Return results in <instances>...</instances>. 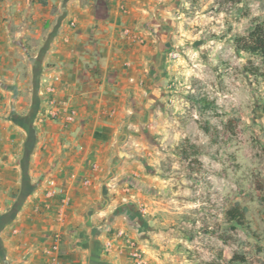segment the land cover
I'll return each instance as SVG.
<instances>
[{
    "label": "crops",
    "instance_id": "obj_1",
    "mask_svg": "<svg viewBox=\"0 0 264 264\" xmlns=\"http://www.w3.org/2000/svg\"><path fill=\"white\" fill-rule=\"evenodd\" d=\"M184 1L0 0V264H142L133 245L157 264L138 228L157 181L144 143Z\"/></svg>",
    "mask_w": 264,
    "mask_h": 264
},
{
    "label": "rangeland",
    "instance_id": "obj_2",
    "mask_svg": "<svg viewBox=\"0 0 264 264\" xmlns=\"http://www.w3.org/2000/svg\"><path fill=\"white\" fill-rule=\"evenodd\" d=\"M183 11L144 143L157 181L138 228L157 264H264V60L234 43L264 25V0H185Z\"/></svg>",
    "mask_w": 264,
    "mask_h": 264
},
{
    "label": "built area",
    "instance_id": "obj_3",
    "mask_svg": "<svg viewBox=\"0 0 264 264\" xmlns=\"http://www.w3.org/2000/svg\"><path fill=\"white\" fill-rule=\"evenodd\" d=\"M126 32L128 34H131L132 33V30L131 29H127ZM170 56L173 57V58H177V57L180 56V54L178 52H170ZM50 92H51V94H54L55 91H54L53 88H51L50 89ZM0 100H1V97H0ZM56 103H57V101L53 97L51 99V101H50V107L46 111L45 118H48V117H50L52 119L57 118L58 114L62 111V109H61V107H56ZM65 104L66 103H63L62 104V107L64 108L63 111H67L68 112V114L66 116V120L68 122L75 121L76 115H77V111L74 108H70V107L64 106ZM50 184H51L52 188L47 192L48 197H53L56 194H62V193H64V188L59 187L57 183L53 182V180L50 182ZM119 236L121 238H124V240L127 241V243H130L131 242L130 239H129V237L125 234V232H120L119 233ZM59 240H60V235L57 234L55 236V243L53 244L52 249H51V251L53 253H55V252H57L59 250ZM112 245H113V242L112 241H108L106 243V248L107 249H110L112 247ZM133 247H134L133 255L135 257L139 258L140 263H142V264L143 263H146V258L142 254V251L137 246H135V245H133Z\"/></svg>",
    "mask_w": 264,
    "mask_h": 264
},
{
    "label": "trees",
    "instance_id": "obj_4",
    "mask_svg": "<svg viewBox=\"0 0 264 264\" xmlns=\"http://www.w3.org/2000/svg\"><path fill=\"white\" fill-rule=\"evenodd\" d=\"M234 43L238 51L258 55L264 60V25L257 23L248 34H238L234 38ZM203 101L208 105L206 100ZM228 217L230 221L239 223L235 209L228 211Z\"/></svg>",
    "mask_w": 264,
    "mask_h": 264
}]
</instances>
